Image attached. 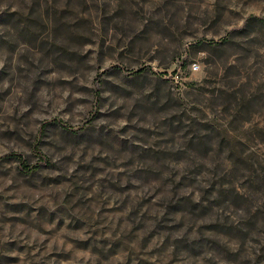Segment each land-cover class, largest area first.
<instances>
[{"label":"rangeland","instance_id":"1","mask_svg":"<svg viewBox=\"0 0 264 264\" xmlns=\"http://www.w3.org/2000/svg\"><path fill=\"white\" fill-rule=\"evenodd\" d=\"M0 264H264V0H0Z\"/></svg>","mask_w":264,"mask_h":264},{"label":"built area","instance_id":"2","mask_svg":"<svg viewBox=\"0 0 264 264\" xmlns=\"http://www.w3.org/2000/svg\"><path fill=\"white\" fill-rule=\"evenodd\" d=\"M200 66L198 63L192 62L190 64V71L191 72H197L199 70Z\"/></svg>","mask_w":264,"mask_h":264},{"label":"trees","instance_id":"3","mask_svg":"<svg viewBox=\"0 0 264 264\" xmlns=\"http://www.w3.org/2000/svg\"><path fill=\"white\" fill-rule=\"evenodd\" d=\"M13 156H14L16 159H18V160L20 161V163L22 164V167H23L24 171L28 169V167H27V165L25 164L24 160H23L19 155H17V154H16V155L13 154Z\"/></svg>","mask_w":264,"mask_h":264}]
</instances>
